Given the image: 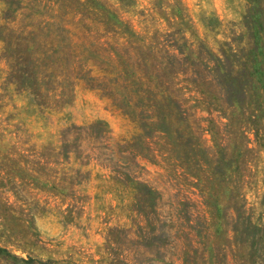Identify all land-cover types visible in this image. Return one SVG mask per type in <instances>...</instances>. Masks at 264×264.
<instances>
[{
	"label": "rangeland",
	"instance_id": "obj_1",
	"mask_svg": "<svg viewBox=\"0 0 264 264\" xmlns=\"http://www.w3.org/2000/svg\"><path fill=\"white\" fill-rule=\"evenodd\" d=\"M0 264H264V0H0Z\"/></svg>",
	"mask_w": 264,
	"mask_h": 264
}]
</instances>
